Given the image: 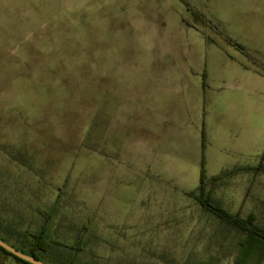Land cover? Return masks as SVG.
Instances as JSON below:
<instances>
[{"label": "rangeland", "instance_id": "rangeland-1", "mask_svg": "<svg viewBox=\"0 0 264 264\" xmlns=\"http://www.w3.org/2000/svg\"><path fill=\"white\" fill-rule=\"evenodd\" d=\"M186 1L240 43L264 42L263 25L247 24L264 15V0ZM194 16L182 0H0V233L9 241L40 226L42 207L53 237L72 244L83 234L103 264H186L217 251L187 193L203 159L208 178L260 162L264 86L239 68L231 77L229 58L264 68ZM242 147L250 156L237 161ZM214 190L232 212L264 222V171L241 170ZM0 263L21 264L1 251ZM221 264L237 263L230 254Z\"/></svg>", "mask_w": 264, "mask_h": 264}, {"label": "trees", "instance_id": "trees-1", "mask_svg": "<svg viewBox=\"0 0 264 264\" xmlns=\"http://www.w3.org/2000/svg\"><path fill=\"white\" fill-rule=\"evenodd\" d=\"M182 1L186 2L188 7L194 12L196 24L209 25L228 43L237 47L248 58L264 68V60H261L245 45L228 34L219 22L208 18L197 8L191 6L186 0ZM187 24L194 27L197 26L190 22H187ZM205 147L206 140L203 136V150ZM241 170L251 171L254 174L263 172L264 154L256 166L235 167L209 178L206 175L204 159L202 160L200 184L195 190L188 192L187 195L193 198L201 206L205 215L209 217L208 223L212 229L209 239L213 243H216L217 251H212L204 256L193 255L194 258L186 262V264H221L223 259L230 254L234 255L237 264H264V222L260 221L258 215L255 213H249L244 216L240 213L232 212L214 196V189L217 186L221 185L227 177ZM37 211L44 217V221L34 231L26 230L23 237L19 240L20 245L9 241L1 233L0 238L23 253L33 256L47 264H81V259L79 258L80 253H88L93 257L94 262L92 264H103L97 260L101 256L94 250L87 248V242L83 234H78L75 242L72 244L55 238L49 230V221L53 217L52 212L46 211L42 207H39ZM66 249L71 250L75 254V257H68L63 252ZM0 251L13 257L18 263L30 264L16 257L1 246ZM159 259L166 262L167 257L162 255L159 256Z\"/></svg>", "mask_w": 264, "mask_h": 264}, {"label": "crops", "instance_id": "crops-1", "mask_svg": "<svg viewBox=\"0 0 264 264\" xmlns=\"http://www.w3.org/2000/svg\"><path fill=\"white\" fill-rule=\"evenodd\" d=\"M253 2H254V0H248V5H249V8H252V4H253ZM253 11V10H252ZM257 13V14H256ZM256 13L255 12H252L251 14V16H252V18H250V20H248V22H247V24H254V22H255V25H263V29H264V15H263V11H256ZM254 16V17H253ZM255 20V21H254ZM257 20V21H256ZM240 39H241V43L242 44H247L248 46H249V48L251 49V50H253V52L255 53V54H259V55H264V42H257L258 44H255V43H253L252 42V39H250L249 38V36H248V38H247V36L246 37H240ZM263 40H264V35H263ZM258 52V53H257ZM229 59H231L230 61H232L233 63H234V67L232 68L233 70H232V73H231V77H234L235 75L233 74V73H236V71H235V69H237V68H239V70L238 71H240V72H244L247 76H249V82L250 83H252V84H255V85H257V84H259L260 86L261 85H263L264 86V74H260V73H257L255 70H252V69H250L249 67H247V66H245V65H243V60L241 61H239V60H237V59H234L233 57H230ZM192 68V67H191ZM194 69V68H193ZM198 70H195V72H193V70L192 71H190V73L191 74H196V75H194V76H196V77H198V72H197ZM189 73V72H188ZM201 73V72H200ZM203 73V72H202ZM233 74V75H232ZM185 76H187L186 74H185ZM208 76H209V73H208ZM230 76V75H229ZM232 79V78H231ZM236 83V82H235ZM196 85V88H198L199 87V83H196L195 84ZM201 85H202V82H201ZM209 85H210V82H209ZM218 86H221V84L219 85V84H217ZM211 86V85H210ZM211 88H212V86H211ZM222 88H223V86H222ZM208 95H209V93H208ZM206 98H207V96H206ZM249 98H250V96H249ZM203 106H204V97H203V105H202V110H203ZM206 106H208V98H207V104H206ZM208 112H209V110H208ZM203 114V113H202ZM200 116V115H199ZM193 118V116L191 117V119ZM208 118H209V113H208V115H207V117H206V120H207V123H208V126L210 127V124H209V122H208ZM193 121V120H192ZM202 121V120H201ZM193 123L195 124V127H196V129H195V131H197V130H199V127H200V122H198V121H196V123L193 121ZM208 127V128H209ZM191 131V130H190ZM194 131V132H195ZM232 137H237V135H232ZM229 140L231 141V135H230V138H229ZM211 145V143L209 142V145L208 146H210ZM233 151V150H232ZM232 151H228V152H230V153H228L229 155L232 153ZM249 149H245L244 147H242V148H238V149H236L235 151H233L235 154H236V157H238V160L237 161H245V159H247L249 156H250V153H249ZM207 152H208V149H207ZM208 154V153H207ZM223 155V157L224 158H226L228 155H226L225 154V151H224V153L222 154ZM254 155V154H253ZM208 156V155H207ZM234 155H232V157H233ZM247 157V158H246Z\"/></svg>", "mask_w": 264, "mask_h": 264}, {"label": "water", "instance_id": "water-1", "mask_svg": "<svg viewBox=\"0 0 264 264\" xmlns=\"http://www.w3.org/2000/svg\"><path fill=\"white\" fill-rule=\"evenodd\" d=\"M0 246L3 247L5 250H7L8 252L12 253L13 255H15L16 257L30 263V264H47L33 256H30L28 254L23 253L22 251L14 248L13 246H11L10 244H8L7 242H5L4 240H2L0 238Z\"/></svg>", "mask_w": 264, "mask_h": 264}]
</instances>
